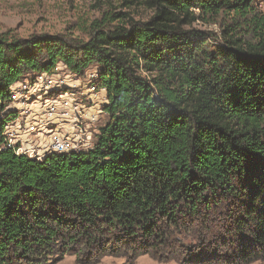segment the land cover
<instances>
[{
	"label": "trees",
	"instance_id": "obj_1",
	"mask_svg": "<svg viewBox=\"0 0 264 264\" xmlns=\"http://www.w3.org/2000/svg\"><path fill=\"white\" fill-rule=\"evenodd\" d=\"M148 4L144 22L103 14L87 41L0 35V111L11 86L61 63L79 77L98 69L108 98L92 150L0 152V264L156 256L207 239L234 249L233 264L264 259V7ZM218 20L220 34L194 28Z\"/></svg>",
	"mask_w": 264,
	"mask_h": 264
},
{
	"label": "built area",
	"instance_id": "obj_2",
	"mask_svg": "<svg viewBox=\"0 0 264 264\" xmlns=\"http://www.w3.org/2000/svg\"><path fill=\"white\" fill-rule=\"evenodd\" d=\"M93 70L81 79L61 63L52 73L29 74L11 86L0 111V152L13 149L43 160L92 150V129L108 102L106 90L98 88V69Z\"/></svg>",
	"mask_w": 264,
	"mask_h": 264
},
{
	"label": "rangeland",
	"instance_id": "obj_3",
	"mask_svg": "<svg viewBox=\"0 0 264 264\" xmlns=\"http://www.w3.org/2000/svg\"><path fill=\"white\" fill-rule=\"evenodd\" d=\"M149 0H0V35L27 39L32 35H61L68 39L87 41L93 21L105 13H122L135 21H147L153 15ZM260 8L264 5L262 0ZM221 20L197 22L194 28L220 34ZM93 71H95V68ZM85 79L86 75L81 79ZM92 98V96H90ZM95 107L98 100H94ZM96 109H99L98 107ZM99 119L93 126L95 133L105 120ZM226 218V217H225ZM212 238V237H211ZM163 250L156 256L142 255L135 258H114L106 256L87 264H233L230 247L222 248L220 241L207 239L202 242H185L182 245ZM55 264H84L75 256H65ZM252 264H264V259Z\"/></svg>",
	"mask_w": 264,
	"mask_h": 264
}]
</instances>
